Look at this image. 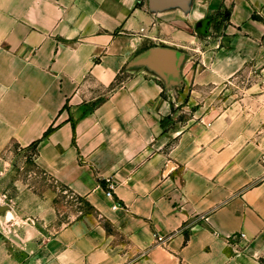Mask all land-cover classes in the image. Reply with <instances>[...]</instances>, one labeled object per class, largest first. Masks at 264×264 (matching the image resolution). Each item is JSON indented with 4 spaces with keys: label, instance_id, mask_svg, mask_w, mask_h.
Returning a JSON list of instances; mask_svg holds the SVG:
<instances>
[{
    "label": "crops",
    "instance_id": "0c3cea01",
    "mask_svg": "<svg viewBox=\"0 0 264 264\" xmlns=\"http://www.w3.org/2000/svg\"><path fill=\"white\" fill-rule=\"evenodd\" d=\"M140 4L0 0V156L37 143L36 167L97 215L4 264H264V0H198L199 21L229 19L197 76L216 113L189 124L157 77L112 89L154 21Z\"/></svg>",
    "mask_w": 264,
    "mask_h": 264
},
{
    "label": "rangeland",
    "instance_id": "374dc122",
    "mask_svg": "<svg viewBox=\"0 0 264 264\" xmlns=\"http://www.w3.org/2000/svg\"><path fill=\"white\" fill-rule=\"evenodd\" d=\"M140 5L146 7L147 0H141ZM198 8V0H193L188 13L173 9L167 11V16L159 17L161 13H151L147 6L153 24L141 33L144 43L128 62L129 65L137 55L160 45L172 47L184 54L182 84L170 89V98L178 105L177 119L182 124L199 122L205 116L216 113H212V107L217 95L214 97L211 85L202 94L199 88L205 86L197 83V76L211 71L212 56L218 51V39L226 26L224 14L227 11L212 15L209 32L203 35L197 26L205 18L199 21L200 17L193 14ZM128 65L112 89L130 77L145 73L159 78L167 91L164 81L155 70L147 65ZM233 87L236 88V85ZM103 100V95H100L88 104L89 109ZM34 159V149H20L17 146H12L0 156V264H4L8 257H13L14 262L25 260L37 249L40 240L52 236L79 217H97L69 189L45 176L36 167Z\"/></svg>",
    "mask_w": 264,
    "mask_h": 264
},
{
    "label": "water",
    "instance_id": "95a60500",
    "mask_svg": "<svg viewBox=\"0 0 264 264\" xmlns=\"http://www.w3.org/2000/svg\"><path fill=\"white\" fill-rule=\"evenodd\" d=\"M193 0H147V6L151 13H164L173 9H180L188 13L191 9ZM207 21L202 25L207 26ZM201 31V29H199ZM206 32V30L204 31ZM185 56L179 50L166 45L150 48L137 55L128 65H147L155 70L165 83L167 90L175 85L182 84V64Z\"/></svg>",
    "mask_w": 264,
    "mask_h": 264
},
{
    "label": "built area",
    "instance_id": "2783aa9c",
    "mask_svg": "<svg viewBox=\"0 0 264 264\" xmlns=\"http://www.w3.org/2000/svg\"><path fill=\"white\" fill-rule=\"evenodd\" d=\"M113 184H110L109 185V191L106 193V196L108 198H113ZM113 209H117V206L114 205L113 206ZM189 229V226L188 225H185L183 228H182V231H187ZM173 236H169V237H161L159 235L156 236V239H157V242L159 243H162V244H165L166 242H169L170 240H172ZM244 238V235L243 234H240L239 237H235L233 238L232 240H229L228 241V244H231L233 245L234 244H239L240 245V240L239 239H243ZM144 256V255H142Z\"/></svg>",
    "mask_w": 264,
    "mask_h": 264
},
{
    "label": "flooded vegetation",
    "instance_id": "af4514ba",
    "mask_svg": "<svg viewBox=\"0 0 264 264\" xmlns=\"http://www.w3.org/2000/svg\"><path fill=\"white\" fill-rule=\"evenodd\" d=\"M224 18H227L226 13L224 14ZM204 21H207V22H208L206 27H204V26L202 25V23H203ZM211 24H212V18H211V17H209V18H205L204 20H202V21L199 22V24H198V26H197V29H198V30L201 29L202 34H203V35H206V34L209 32V28H210ZM205 30H206V32H204Z\"/></svg>",
    "mask_w": 264,
    "mask_h": 264
},
{
    "label": "trees",
    "instance_id": "16d2710c",
    "mask_svg": "<svg viewBox=\"0 0 264 264\" xmlns=\"http://www.w3.org/2000/svg\"><path fill=\"white\" fill-rule=\"evenodd\" d=\"M226 15H227V18H225V21H227L229 18V12H226ZM53 128H51L50 130H49V132L52 130ZM36 145H37V143H34V144H32V149H34V151H35V149H36ZM106 228H107V230H108V232L109 231H111L110 230V228H109V225L108 224H106Z\"/></svg>",
    "mask_w": 264,
    "mask_h": 264
}]
</instances>
